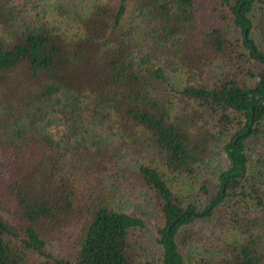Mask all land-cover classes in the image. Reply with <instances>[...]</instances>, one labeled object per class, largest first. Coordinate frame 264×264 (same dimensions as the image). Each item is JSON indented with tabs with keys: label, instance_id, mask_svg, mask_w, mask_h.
<instances>
[{
	"label": "trees",
	"instance_id": "1",
	"mask_svg": "<svg viewBox=\"0 0 264 264\" xmlns=\"http://www.w3.org/2000/svg\"><path fill=\"white\" fill-rule=\"evenodd\" d=\"M189 243L190 264H264V0H0V264H188Z\"/></svg>",
	"mask_w": 264,
	"mask_h": 264
},
{
	"label": "rangeland",
	"instance_id": "2",
	"mask_svg": "<svg viewBox=\"0 0 264 264\" xmlns=\"http://www.w3.org/2000/svg\"><path fill=\"white\" fill-rule=\"evenodd\" d=\"M170 77L175 89H179L180 85L184 81V76L179 77L174 75ZM47 130L56 140L65 134L64 126L58 120H56L54 124L47 127ZM147 160L148 158H146V156L141 158L142 162H147ZM225 167H227V160L221 144L202 165L201 175L194 187L197 188L198 186L206 184L211 191H213L214 183L216 181L215 176L219 170ZM179 188L180 187H174L173 189L174 191H178ZM203 205L204 204H202L200 208H202ZM126 207L129 214L141 217L145 222V228L136 232V248L139 247L140 252L145 253V257L148 259L155 257L157 260L158 256H160V248L156 241L157 227L160 224V219L157 209L154 207L150 196L144 192H140L130 199ZM191 230L195 232V235H197L199 239H201L199 240L195 237V240L193 241L200 246L204 245L203 241H205V237L210 236V233L204 232L206 230V226L203 223L191 228ZM74 236L75 228L73 224H66L57 228V230H54L51 233V237L47 245L48 251L58 257H67L70 255V251H72ZM194 246H192V243H189L188 245L180 244V250L184 256H186L188 264H190L189 260H196V257L188 255L189 251L194 250Z\"/></svg>",
	"mask_w": 264,
	"mask_h": 264
}]
</instances>
